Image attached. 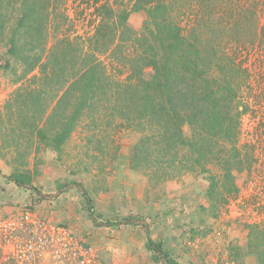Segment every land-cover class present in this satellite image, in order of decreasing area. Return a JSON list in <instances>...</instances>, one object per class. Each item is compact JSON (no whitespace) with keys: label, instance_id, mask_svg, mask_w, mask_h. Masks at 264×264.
Masks as SVG:
<instances>
[{"label":"rangeland","instance_id":"374dc122","mask_svg":"<svg viewBox=\"0 0 264 264\" xmlns=\"http://www.w3.org/2000/svg\"><path fill=\"white\" fill-rule=\"evenodd\" d=\"M21 1L0 4V217L27 209L68 227L100 264H165L147 242L124 251L146 230L175 264H264V0H163L184 50L145 0ZM215 108L235 137L205 133ZM175 112L194 114V146L161 136ZM180 130L188 140L193 126ZM1 226L0 264L74 262L62 242L21 256L39 232L6 241Z\"/></svg>","mask_w":264,"mask_h":264},{"label":"trees","instance_id":"16d2710c","mask_svg":"<svg viewBox=\"0 0 264 264\" xmlns=\"http://www.w3.org/2000/svg\"><path fill=\"white\" fill-rule=\"evenodd\" d=\"M2 1L3 0H0V4ZM22 1H21V3H22ZM145 1H146L145 3L148 4V7H146V9H147L149 17L151 16L154 18H158L160 15V17H161L160 19L161 20L163 19V21L155 20V24L159 27V28H157V30L160 32V34L161 33L163 34L164 39L168 44L167 47L175 44L176 46H178L179 49L184 50L185 48L183 46H181V44L186 43V41H185L186 36L181 33V28L179 26H176L174 24L172 25L169 21H167L166 14L162 15V13L165 12V7L161 3V2H163V0H145ZM160 6L162 7V9H159ZM135 8L138 9V8H141V6H135L132 9H135ZM33 9H34V5H33ZM33 9H30V10L26 11L25 14H22V17L20 18V20L18 22V25L20 27L23 26L24 21L27 23L28 12H34ZM129 11H130V9H128L126 11L123 10L122 17L124 20L127 19V15L129 13ZM15 46H16L15 42H12V44L10 45V48H9L10 53H12V54L16 53L17 48ZM0 59H1V57H0ZM230 60L233 62V59H230ZM148 63L149 64H147V65L151 66V68L154 70V75L159 74L161 71L160 69H163V67L160 68L161 66H160V63L158 62L157 58H151V61ZM8 65H9V63L6 61L5 66H8ZM230 68L232 69L233 66H230ZM89 85H91V84H89V82H88V85H86V87L89 88L90 87ZM228 90H229V92H231L233 90V93H234V88L232 86L229 87ZM223 113L224 112L222 110H220V108H215L213 110H210L209 112H205L204 114H206V116H204L203 118H206L208 120L210 119V123L206 124V130H204V131L208 135L214 134V135H217L218 137L223 136L225 138L231 139L232 137H235L236 128L232 127V126H228V125L224 126V123L229 118V115L226 113H224V114ZM175 115H176V117H175L176 119L174 118L175 125L173 124L172 127L164 129L161 136L162 137L167 136V133H165V131L166 132L170 131L171 134L173 133L171 136L176 137V139H177V141H173L174 145L176 147L179 146L180 144H182V145L188 144L190 146H194V143H195L197 137L200 135V133H199L200 132V130H199L200 126L195 125L194 120H196V118L193 119L194 114L192 116V113H190V116H187V118L185 116L179 115L178 112H175ZM184 121L190 123L193 126L192 136L190 138H188V140L184 139L182 132L180 130V124ZM165 138H166V140L168 139L167 137H165ZM143 142H145V141H143V138H142V141L140 142V144L136 145L134 158L137 157V154H138L141 146H143ZM225 167H223V168L225 169L226 175L230 176V173H231L230 170L228 169V167L227 168H225ZM5 178L13 181L14 183H16L19 186H23L25 184V180H23L21 178V176H19V174H16V173L6 175ZM213 183H215V182L213 181L210 185H213ZM27 185H29V188L31 190H36V188L33 185H31V184H27ZM74 185L80 189L82 196L84 197V199L86 200V202L88 204V207H90V209H91L90 213H92L91 212L92 211L91 198L89 197L87 191L80 184H74ZM91 215H93V214H91ZM92 219L95 220V217L92 216ZM123 222H127V220H123ZM110 224L111 223L107 222L106 225H110ZM144 227H146V225ZM146 239H147V247L152 249L157 254L161 255L163 258H165L166 259L165 264H175L173 262H170L169 258L167 257V254H165L162 250L161 243L154 241L152 239V237L150 236L148 230H146Z\"/></svg>","mask_w":264,"mask_h":264},{"label":"built area","instance_id":"2783aa9c","mask_svg":"<svg viewBox=\"0 0 264 264\" xmlns=\"http://www.w3.org/2000/svg\"><path fill=\"white\" fill-rule=\"evenodd\" d=\"M0 224L3 225L1 227H3L5 235L8 233L10 236L6 241L16 240L19 237V232L28 235H35L34 232H39L40 238L35 236L34 242L32 239H28L19 245L21 248H18L17 253H20L21 256H26L27 253V257L32 258L33 252L36 251L37 244H44V242H48L49 244L56 242L58 244L59 242L63 243V240H65V243H60V247L69 252V255L74 261L71 262L72 264H100L98 259H96V255L92 253L91 247L86 246L79 240L74 241L68 227L45 221L43 218L34 220L30 210H14L0 217ZM3 237L6 238V236ZM36 238L38 241H36Z\"/></svg>","mask_w":264,"mask_h":264},{"label":"crops","instance_id":"0c3cea01","mask_svg":"<svg viewBox=\"0 0 264 264\" xmlns=\"http://www.w3.org/2000/svg\"><path fill=\"white\" fill-rule=\"evenodd\" d=\"M146 242H147V239L145 238H140V240H138L137 241V245H138V249H140L139 250V252H138V250H135L134 248H133V245L134 244H132V246H128V248H126L124 251H126L127 252V254L130 256V258L133 256V257H136L137 255H138V253H142V252H145V250H146ZM142 247V248H141ZM145 249H144V248ZM152 251V250H151ZM150 252V251H149ZM134 264H138V263H134ZM150 264V263H149Z\"/></svg>","mask_w":264,"mask_h":264}]
</instances>
